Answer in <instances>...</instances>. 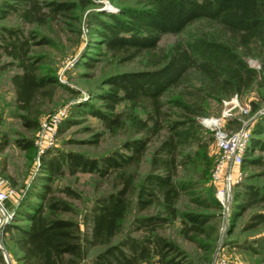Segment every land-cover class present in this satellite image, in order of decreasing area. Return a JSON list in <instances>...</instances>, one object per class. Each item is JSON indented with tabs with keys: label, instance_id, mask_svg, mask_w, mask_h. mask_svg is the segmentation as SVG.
Returning a JSON list of instances; mask_svg holds the SVG:
<instances>
[{
	"label": "trees",
	"instance_id": "trees-1",
	"mask_svg": "<svg viewBox=\"0 0 264 264\" xmlns=\"http://www.w3.org/2000/svg\"><path fill=\"white\" fill-rule=\"evenodd\" d=\"M107 1L115 12L101 11L96 0L0 1V22L15 21L0 25V76L14 70L9 85L22 126L32 134L39 131L42 117L51 114L63 87L57 76L58 58L65 53L63 37L70 49H78L84 27L88 31L89 47L77 66L94 67L93 46L116 65L145 66L106 77L57 129L60 136L79 118L92 116L111 134L127 131L131 138L121 150L100 158L46 150L40 157L43 176L19 206L7 204L13 220L3 230L4 247L11 258L20 253L21 264H211L224 208L211 185L214 132L201 120L256 86L264 89V0ZM195 24L205 26L169 48L159 46L163 37L181 36ZM255 56L263 60L261 71L247 62ZM92 100L100 106L94 107ZM263 135L264 116L253 130L243 165L262 164V157L254 156L264 154ZM99 140L97 135L92 144ZM34 143L31 137L15 141L32 155ZM154 143L148 171L139 180L130 170L142 165ZM8 144L2 141L1 150ZM66 172L106 178L111 189L80 216L70 200L81 195L68 186L53 188ZM182 198L192 206L181 210ZM248 214L240 232L264 227V183L236 187L225 243L263 257L264 235L232 239L238 220ZM176 222L182 238L197 246V260L160 233ZM95 248L102 250L90 257Z\"/></svg>",
	"mask_w": 264,
	"mask_h": 264
},
{
	"label": "rangeland",
	"instance_id": "rangeland-1",
	"mask_svg": "<svg viewBox=\"0 0 264 264\" xmlns=\"http://www.w3.org/2000/svg\"><path fill=\"white\" fill-rule=\"evenodd\" d=\"M96 3H102L103 7L100 9L101 11H116V6L107 0H96ZM14 24V19L0 22V25ZM204 26V24H195L181 36H165L163 37L159 46L163 49L169 48L177 41L185 39L188 33L196 31L199 28H203ZM62 39L66 44L63 48L65 53L63 56L58 58L59 69L57 76L63 87L57 90L52 112L51 114L42 117L40 121V127L45 120L61 109L65 110V120L68 117L69 111L75 104L89 101L90 97L88 95V91L94 89V87L103 82L106 77L115 73L134 72L143 70L145 68L144 64L141 62H135L122 66L116 65L105 55H99V49L97 46H93V48L89 50L94 54L93 59L96 61L94 67L84 68L83 66H77L81 54L85 49H87V47H89L87 46L88 31L84 27L83 43L78 49H70V44L66 41V37H63ZM56 53L57 52H54L55 56H57ZM247 62L250 67L258 71H261L263 67V60L257 56L248 58ZM12 72H14V70ZM12 72H6L0 76V177L5 179L16 191V197L11 201V208H14L19 206L20 202L23 200V197H25V195L32 189L35 181L41 178L43 174L41 172L40 164L41 156L37 153V151L35 150L33 155L28 154L20 150L15 144L16 140L22 138L31 137L36 140L40 131L32 134L25 130V128L22 126L19 116L20 112L16 108L14 93L8 81ZM236 100L240 108L237 107L232 110V118L223 121L221 128L227 133H238L242 130H247L250 134L247 144L248 148L251 142L253 130L257 123L264 116V89L261 90L256 86L245 93L242 97H238ZM90 102L94 107H99L101 104V102L98 100H92ZM252 104L257 105L259 108L255 111ZM245 107H248L250 110L248 115H244L240 110ZM224 110L225 107L223 104L218 107L217 112L212 117L205 119H219ZM203 120H201V124L205 129H207L203 125ZM78 121L79 122L73 125L62 135H56L52 146L49 149H54V151L80 153L86 156L100 158L121 150L122 144L128 138H131L127 131H122L118 134H111L102 125L100 120L92 116L79 118ZM237 122H239V124ZM97 135H100V140L98 144L94 145L92 144V141L96 139ZM262 139H264V135L262 136ZM4 140H7L9 144L2 151L1 143ZM155 145L156 143L150 147L142 165L138 169L134 168L130 170L132 173H137L139 180L148 171L149 160ZM217 153L218 152L215 148V145L213 144L211 146V154L216 157V159ZM245 155L246 154L243 156V161ZM257 157H262L263 161L260 166H253L250 164L243 165L242 163L240 166H235L231 169L233 183L230 193L229 206L227 209L222 211V216H220L217 221L220 239L211 264H219L221 261H224L226 264H264V256L255 257L243 252L242 250L225 247V243L229 239L228 232L231 229L229 217L236 187L246 183L255 185H261L264 183V154L256 152L254 158ZM211 185L214 189L215 197L217 199L218 191L224 188V186L221 184H215L213 182H211ZM67 186L71 187L81 195V199L70 200V203L76 208L77 214L82 216L84 212L92 206L93 202L98 197H101L110 191L112 182L106 178L101 179L92 174H77L76 176H70L67 172L65 176L57 177L54 180L53 188L55 190H60ZM66 199L69 200L68 198ZM191 206L192 205L187 198H182L179 203V208L181 210H186ZM249 215L250 214L238 220V228L236 229V233L232 239L242 240L264 235V227H261L257 231L246 233L240 232L244 224L247 222ZM131 219L132 218L130 217L125 225V231L127 232L130 229ZM3 230L0 236V247L5 251V256H3V254L0 252V255L3 257V262L0 261V264H21L17 260L18 257H21L20 253L15 252V257L12 258L7 253L4 247ZM180 231L181 225L180 223L176 222L172 225L165 226L162 230H160V233L166 238L176 242L182 249L190 254L193 259L197 260V258L200 256V254L197 252V246L182 238ZM101 250V248L90 250V257L95 256Z\"/></svg>",
	"mask_w": 264,
	"mask_h": 264
},
{
	"label": "built area",
	"instance_id": "built-area-1",
	"mask_svg": "<svg viewBox=\"0 0 264 264\" xmlns=\"http://www.w3.org/2000/svg\"><path fill=\"white\" fill-rule=\"evenodd\" d=\"M237 98L229 102H224L225 110L219 119H204L203 125L214 132L215 148L217 150L216 164L212 172V182L224 186L217 193V200L223 206L224 210L228 208L230 201V193L233 183V175L231 169L235 166H240L243 163V156L247 152V144L250 134L247 130H242L238 133H227L221 128L223 121L232 118L231 112L235 108H240L237 103ZM244 115H248L250 110L248 107L240 109ZM66 117L65 110H58L47 120H45L40 127V132L35 140V148L37 153L41 156L48 150L57 135V129L61 122ZM16 197V191L11 185L2 177H0V236L4 225L12 220L13 211H11L7 204ZM219 264H226L221 261Z\"/></svg>",
	"mask_w": 264,
	"mask_h": 264
},
{
	"label": "water",
	"instance_id": "water-1",
	"mask_svg": "<svg viewBox=\"0 0 264 264\" xmlns=\"http://www.w3.org/2000/svg\"><path fill=\"white\" fill-rule=\"evenodd\" d=\"M6 226V224L4 225V227ZM0 252L3 254V256H5V251L3 250V248L0 247Z\"/></svg>",
	"mask_w": 264,
	"mask_h": 264
}]
</instances>
